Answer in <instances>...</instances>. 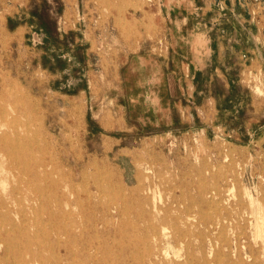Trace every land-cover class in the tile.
<instances>
[{
	"label": "rangeland",
	"instance_id": "1",
	"mask_svg": "<svg viewBox=\"0 0 264 264\" xmlns=\"http://www.w3.org/2000/svg\"><path fill=\"white\" fill-rule=\"evenodd\" d=\"M0 110V264H264V0H0Z\"/></svg>",
	"mask_w": 264,
	"mask_h": 264
},
{
	"label": "bare ground",
	"instance_id": "2",
	"mask_svg": "<svg viewBox=\"0 0 264 264\" xmlns=\"http://www.w3.org/2000/svg\"><path fill=\"white\" fill-rule=\"evenodd\" d=\"M118 12V11H117ZM130 30V29H129ZM11 96V95H10ZM12 97V96H11ZM13 98H14V96H13ZM29 99V98H28ZM31 101H32V99H31ZM34 101V100H33ZM24 102V101H23ZM4 103V102H3ZM9 104V103H8ZM19 104H20V102H19ZM22 104V103H21ZM5 105V104H4ZM10 105V104H9ZM23 105V104H22ZM10 109H12V108H10ZM15 110H16V108H15ZM1 111V110H0ZM22 112V111H21ZM36 112V111H35ZM7 113V112H6ZM26 113V112H25ZM30 113V112H29ZM12 113H10V115H11ZM23 114V113H22ZM3 116V115H2ZM30 116H31V113H30ZM10 117V116H9ZM26 117H27V115H26ZM28 117H29V115H28ZM31 118V117H30ZM26 119V118H25ZM31 119H33V118H31ZM20 120V119H19ZM21 121H24V120H21ZM43 121V120H42ZM12 122V121H11ZM27 123V122H26ZM30 123V122H29ZM32 123V122H31ZM13 125V124H12ZM16 125V124H15ZM31 125V124H30ZM5 127V126H4ZM26 127H27V125H26ZM32 127V126H31ZM18 128V127H17ZM20 128V127H19ZM44 128L45 127H43V130H44ZM14 129V128H13ZM21 129V128H20ZM16 131V130H15ZM14 131V132H15ZM40 131H41V129H40ZM13 132V133H14ZM46 132V131H45ZM32 133V132H31ZM33 133H35V132H33ZM66 133V132H65ZM41 134V133H40ZM44 134H46V133H44ZM43 134V135H44ZM19 135V134H18ZM17 135V136H18ZM21 135V134H20ZM30 135V134H29ZM49 135V134H48ZM24 135L22 134V137H23ZM54 136V135H53ZM70 136V135H69ZM5 137H7V136H5ZM16 137V136H15ZM19 137V136H18ZM21 137V136H20ZM33 137H34V135H33ZM6 139V138H5ZM55 139H56V137H55ZM20 140H22V139H20ZM53 140V139H52ZM51 140V141H52ZM44 142V141H43ZM55 142V141H54ZM58 142V141H57ZM56 142V144H58ZM62 142V141H61ZM18 143V142H17ZM26 143V142H25ZM53 143V142H52ZM34 144H36V142L34 143ZM17 145V144H16ZM23 144H21V146H22ZM73 145V144H72ZM27 146V145H26ZM28 146L30 147V145L28 144ZM34 146V145H33ZM38 146V145H37ZM54 146V145H53ZM62 146V145H61ZM39 147V146H38ZM75 147V146H74ZM36 148V147H35ZM70 148H71V146H70ZM30 149H32V148H30ZM56 149H57V147H56ZM72 149V148H71ZM77 149V148H76ZM80 149V148H79ZM38 150H40V148H38ZM42 152V151H41ZM50 152V151H49ZM67 152V151H66ZM55 153H56V151H55ZM8 154V153H7ZM32 155H33V153H31ZM31 156V155H30ZM54 156V155H53ZM56 156H58L57 155V153H56ZM60 156V155H59ZM121 156V155H120ZM55 157V156H54ZM83 157V156H82ZM118 157V156H117ZM56 158V157H55ZM24 159V158H23ZM18 160V159H17ZM34 160V159H33ZM39 160V159H38ZM42 160V159H41ZM59 160V159H58ZM13 162V161H12ZM30 162V161H29ZM229 162V161H228ZM2 163V162H1ZM6 163V162H5ZM14 163V162H13ZM18 164V163H17ZM14 165V164H13ZM45 165V164H44ZM91 165V164H90ZM109 165V164H108ZM19 166V165H18ZM64 166V165H63ZM87 166V165H86ZM112 167V166H111ZM13 168V167H12ZM24 168V167H23ZM40 168V167H39ZM69 168V167H68ZM72 168V167H71ZM100 168V167H99ZM108 168V171H109V167H107ZM58 169H60V168H58ZM70 170V169H69ZM112 170V169H111ZM21 171V170H20ZM65 171V170H64ZM95 171V170H94ZM104 171V170H103ZM26 172V171H25ZM28 172V171H27ZM57 172H58V170H57ZM87 172V171H86ZM32 173V172H31ZM42 173H44V170H43V172ZM59 173V172H58ZM92 173V172H91ZM97 173V172H96ZM99 173V172H98ZM97 173V174H98ZM101 173V172H100ZM104 173V172H103ZM102 173V174H103ZM105 173H107V171L105 172ZM111 173H112V171H111ZM40 175V174H39ZM93 175V174H92ZM105 175H107L108 176V174H105ZM53 176V175H52ZM51 176V177H52ZM59 176V175H58ZM66 176V175H65ZM94 176V175H93ZM101 176V175H100ZM107 176H106V178H107ZM61 177V176H60ZM86 177V176H85ZM84 177V178H85ZM88 177V176H87ZM96 177H98V176H96ZM62 178V177H61ZM68 178V177H67ZM81 178H82V176H81ZM84 178H82L83 180H84ZM90 178V177H89ZM92 178V177H91ZM90 178V179H91ZM148 178V177H147ZM154 178V177H153ZM71 179V178H70ZM100 178H98L97 180H99ZM136 179V178H135ZM62 180V179H61ZM60 180V181H61ZM95 180V179H94ZM107 180V179H106ZM24 181V180H23ZM72 181V180H71ZM85 182H86V180H84ZM96 181V180H95ZM204 181V180H203ZM203 181H202V183H203ZM80 182V181H79ZM51 183V182H50ZM62 183V182H61ZM87 183V182H86ZM105 183V182H104ZM109 183V182H108ZM114 183H116V182H114ZM160 183V182H159ZM243 183V182H242ZM95 184V183H94ZM94 184H93V186H94ZM100 184H101V182H100ZM190 184V183H189ZM204 184H206L205 182H204ZM99 185V184H98ZM8 186H10V185H8ZM83 186V185H82ZM105 186V185H104ZM109 186V185H108ZM76 187V186H75ZM80 187V186H79ZM214 187V186H213ZM216 187V186H215ZM1 188H2V186H1ZM99 188H100V186H99ZM98 188V189H99ZM101 188H102V185H101ZM132 188V187H131ZM83 189V188H82ZM103 189V188H102ZM106 189H107V187H106ZM108 189H110V188H108ZM122 188H120V190H121ZM202 189V188H201ZM15 190V189H14ZM47 190V189H46ZM64 190V189H63ZM77 190V189H76ZM85 190H86V188H85ZM116 190H118V189H116ZM235 190V189H234ZM88 191V190H87ZM106 191V190H105ZM111 192H112V190H110ZM110 191H107V192H110ZM154 191V190H153ZM203 191V190H202ZM205 191H206V189H205ZM47 192V191H46ZM149 192H150V190H149ZM214 192V191H213ZM6 193V192H5ZM69 193V192H68ZM96 193V192H95ZM102 193V192H101ZM52 194H54V193H52ZM91 195V193H88V195ZM104 195H106V194H104ZM197 195V194H196ZM49 196H50V194H49ZM72 196V195H71ZM58 197V196H57ZM100 197V196H99ZM105 197V196H104ZM113 197V196H112ZM49 198V197H48ZM51 198V197H50ZM59 198V197H58ZM79 198H80V196H79ZM101 198V197H100ZM107 197H105V199H106ZM252 198H254L253 196H252ZM61 199V198H60ZM87 199H89V197L87 198ZM112 199V198H111ZM203 199V198H202ZM201 199V200H202ZM221 199V198H220ZM257 199V198H256ZM57 200V199H56ZM75 200V199H74ZM108 200H109V198H108ZM204 200V199H203ZM214 200V199H213ZM254 200V199H253ZM58 201V200H57ZM60 201V200H59ZM63 201V200H62ZM72 201V200H71ZM100 201V200H99ZM101 201H102V198H101ZM206 201H207V199H206ZM256 201V200H255ZM41 202V201H40ZM43 202V201H42ZM61 202V201H60ZM81 202V201H80ZM113 202V201H112ZM124 202V201H123ZM166 202V201H165ZM198 202H200V201H198ZM211 202V201H210ZM223 202V201H222ZM125 203V202H124ZM206 203H208V201L206 202ZM216 203V202H215ZM214 203V204H215ZM218 203V202H217ZM79 204V203H78ZM150 204V203H149ZM152 204V203H151ZM150 204V205H151ZM195 204V203H194ZM219 204V203H218ZM258 204V203H257ZM217 205V204H216ZM221 205V204H220ZM254 205V204H253ZM80 206V205H79ZM117 206V205H116ZM169 207H170V205H168ZM217 206H219V205H217ZM222 206V205H221ZM220 206V207H221ZM62 207V206H61ZM103 207V206H102ZM113 207V206H112ZM118 207V206H117ZM125 207V206H124ZM130 207V206H129ZM194 207V206H193ZM200 206H198V208H199ZM202 207V206H201ZM200 207V208H201ZM242 207V206H241ZM166 208V207H165ZM187 208H188V206H187ZM203 208V207H202ZM227 208V207H226ZM46 209H47V207H46ZM52 209V208H51ZM131 209V208H130ZM185 209H186V207H185ZM218 209H220V208H218ZM218 209H217V211H218ZM224 209V208H223ZM74 210V209H73ZM119 210V209H118ZM117 210V211H118ZM136 210V209H135ZM152 210V209H151ZM170 210V209H169ZM202 210V209H201ZM204 210V209H203ZM255 210V209H254ZM257 210V209H256ZM40 211V210H39ZM53 211V210H52ZM131 211V210H130ZM192 211V210H191ZM204 211H206V210H204ZM210 211V210H209ZM214 211V210H213ZM225 211H226V209H225ZM50 212V211H49ZM76 212H77V209H76ZM153 212V211H152ZM189 212V211H188ZM203 212V211H202ZM81 213V212H80ZM96 213V212H95ZM149 213V212H148ZM207 213V212H206ZM211 213V212H210ZM54 214V213H53ZM126 214V213H125ZM130 214V213H129ZM128 214V215H129ZM188 214H190V213H188ZM200 214V213H199ZM203 214H205V213H203ZM212 214V213H211ZM210 214V215H211ZM217 214V213H216ZM3 215V214H2ZM50 215H52V212L50 213ZM72 215V214H71ZM111 215V214H110ZM172 215V214H171ZM201 215V214H200ZM226 215H227V213H226ZM8 216V215H7ZM40 216H41V214H40ZM54 216V215H53ZM73 216V215H72ZM72 216H70V217H72ZM83 216V215H82ZM151 216V215H150ZM192 216V215H191ZM208 217H209V215H207ZM214 216V215H213ZM2 217V216H1ZM179 217H180V215H179ZM212 217V216H211ZM189 218V217H188ZM193 218V217H192ZM221 218H222V216H221ZM49 219V218H48ZM76 219V218H75ZM83 219V218H82ZM205 219H207V218H205ZM16 220V219H15ZM74 220V219H73ZM72 220V221H73ZM87 220V219H86ZM128 220V219H127ZM193 220V219H192ZM47 221V220H46ZM88 221V220H87ZM109 221H110V219H109ZM190 221V220H189ZM205 221V220H204ZM210 221V220H209ZM228 221H229V218H228ZM19 222V221H18ZM66 222V221H65ZM91 222V221H90ZM206 222V221H205ZM223 222H225V221H223ZM79 223V222H78ZM110 223V222H109ZM190 223V222H189ZM20 224V223H19ZM70 224V223H69ZM72 224H74V223H72ZM71 224V225H72ZM92 224V223H91ZM133 224V223H132ZM152 224V223H151ZM211 224H212V222H211ZM48 225V224H47ZM50 225V224H49ZM75 225H77V223L75 224ZM81 225V224H80ZM95 225V224H94ZM200 225V224H199ZM1 226V225H0ZM20 226V225H19ZM102 226V225H101ZM27 227V226H26ZM97 227H98V225H97ZM123 227V226H122ZM23 228H25V227H23ZM132 228H133V226H132ZM27 229V228H26ZM83 229V228H82ZM178 229V228H177ZM224 229H225V227H224ZM246 228H244V230H245ZM66 230V229H65ZM159 230V229H158ZM24 231V230H23ZM26 231V230H25ZM29 231V230H28ZM47 231H48V229H47ZM97 231V230H96ZM168 231V230H167ZM224 231V230H223ZM65 233V232H64ZM158 233V232H157ZM186 233V232H185ZM222 233V232H221ZM17 234H18V232H17ZM19 234H21V233H19ZM82 234V233H81ZM200 234V233H199ZM210 234V233H209ZM218 234V233H217ZM223 234H225V233H223ZM223 234H221V235H223ZM239 234V233H238ZM22 235V234H21ZM26 235V234H25ZM27 235H28V233H27ZM39 235V234H38ZM127 235V234H126ZM226 235V234H225ZM240 235V234H239ZM24 236V235H23ZM22 236V237H23ZM97 236V235H96ZM121 236V235H120ZM128 236V235H127ZM241 236V235H240ZM28 237V236H27ZM201 237V236H200ZM211 237V236H210ZM222 237V236H221ZM227 237H229L228 235H227ZM227 237H225V238H227ZM176 238V237H175ZM203 238H205L204 236H203ZM229 238H231V237H229ZM228 238V239H229ZM90 239V238H89ZM122 239V238H121ZM214 239V238H213ZM212 239V240H213ZM239 239V238H238ZM123 240V239H122ZM205 240H206V238H205ZM231 240V239H230ZM26 241H27V239H26ZM225 241V240H224ZM0 244H2V243H4V240H0ZM115 242V241H114ZM215 242V241H214ZM123 243V242H122ZM189 243V242H188ZM227 243V242H226ZM238 243H239V241H238ZM124 244V243H123ZM163 244V243H162ZM225 244V243H224ZM18 245H19V243H18ZM182 245V244H181ZM232 245V244H231ZM239 245L241 246V244L239 243ZM238 245V246H239ZM125 246V245H124ZM156 246V245H155ZM221 246V245H220ZM239 246V247H240ZM104 247H105V245H104ZM112 247V246H111ZM229 247V246H228ZM222 248V247H221ZM244 248H245V246H244ZM88 249L89 250H91V248H87V247H84V250H87L88 251ZM111 249V248H110ZM203 249H204V247H203ZM13 250V249H12ZM11 250V251H12ZM232 250V249H231ZM40 251V250H39ZM114 251V250H113ZM230 251V250H229ZM115 252V251H114ZM156 252V251H155ZM167 252V251H166ZM202 252H203V250H202ZM216 252V251H215ZM220 252H221V249H220ZM223 252V251H222ZM221 252V253H222ZM258 252V251H257ZM98 253V252H97ZM181 253V252H180ZM207 253V252H206ZM260 253V252H259ZM7 254H9V252L7 253ZM114 254H116V253H114ZM204 254H205V252H204ZM224 253H222V255H223ZM229 254V253H228ZM60 255V254H59ZM109 255V254H108ZM163 255V254H162ZM170 255V254H169ZM10 256V255H9ZM11 256H13V255H11ZM117 256V255H116ZM189 256V255H188ZM211 256V255H210ZM5 257H6V255H5ZM7 257H8V255H7ZM214 257H217L216 255L214 256ZM226 257V256H225ZM228 257H229V255H228ZM227 257V258H228ZM59 258V257H58ZM158 258V257H157ZM192 258V257H191ZM13 259V258H12ZM213 259V258H212ZM17 260V259H16ZM49 260V259H48ZM76 260V259H75ZM218 260V259H217ZM229 260V259H228ZM118 261V260H117ZM125 261V260H124ZM123 261V262H124ZM204 261V260H203ZM219 261V260H218ZM222 261V260H221ZM13 262V261H12ZM28 262V261H27ZM119 262V261H118ZM195 262V261H194ZM227 262H229L230 263V261H227ZM233 262V261H232ZM231 262V263H232ZM71 263V262H70ZM81 263H83L82 261H81ZM237 263V262H236ZM22 264H27V263H23L22 262ZM28 264H29V262H28ZM73 264V263H72ZM117 264V263H116ZM193 264V263H192ZM217 264V263H216ZM222 264V263H221Z\"/></svg>",
	"mask_w": 264,
	"mask_h": 264
}]
</instances>
